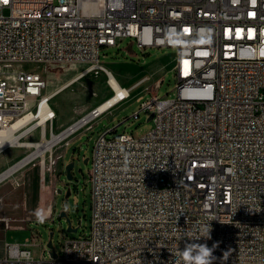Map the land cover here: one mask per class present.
<instances>
[{
	"label": "built area",
	"instance_id": "2783aa9c",
	"mask_svg": "<svg viewBox=\"0 0 264 264\" xmlns=\"http://www.w3.org/2000/svg\"><path fill=\"white\" fill-rule=\"evenodd\" d=\"M126 38L175 50L177 97L142 103L133 117L154 122L142 136L97 140L88 237H66L45 259L33 232L6 244L0 264H182L189 243L217 244L213 264H264V0H0V65L94 66ZM46 88L40 72H0V130L25 111L52 130L56 111L27 106H45Z\"/></svg>",
	"mask_w": 264,
	"mask_h": 264
},
{
	"label": "rangeland",
	"instance_id": "374dc122",
	"mask_svg": "<svg viewBox=\"0 0 264 264\" xmlns=\"http://www.w3.org/2000/svg\"><path fill=\"white\" fill-rule=\"evenodd\" d=\"M100 62L97 66L101 68L52 63L0 65V72L9 76L18 70L39 69L46 76L49 87L66 88L61 94L59 91L54 95L59 94L53 100L57 117L52 130L45 128L47 137L64 130L113 94L102 67L112 72L127 88L133 87L144 77L148 78L131 91L129 100L109 110L89 127L66 138L68 140L59 142L44 159L36 158L10 179L0 183V257L5 253L6 244H26L33 232L39 236L33 246L34 256L45 259L51 258L47 247L49 241H52L56 253L61 255L66 237H88L92 218L90 170L97 140L108 129H115L108 135L110 138L125 132L142 136L154 126L153 120H148L150 113L147 111H142L139 119L133 117L135 112L140 111L142 103L152 95L170 99L177 97L174 69L177 56L173 49L143 50L133 40L126 38L119 46L102 50ZM40 136L41 128L26 135L23 141H40ZM15 151L16 156L11 159L14 163L32 153L33 149L19 148ZM72 162L73 179L69 180L65 167ZM7 193H11L10 201L5 198ZM65 205L68 206L67 211ZM37 209L43 210L46 216L43 223L37 222ZM70 225L78 231H71ZM43 246L46 253L41 251Z\"/></svg>",
	"mask_w": 264,
	"mask_h": 264
},
{
	"label": "bare ground",
	"instance_id": "6f19581e",
	"mask_svg": "<svg viewBox=\"0 0 264 264\" xmlns=\"http://www.w3.org/2000/svg\"><path fill=\"white\" fill-rule=\"evenodd\" d=\"M94 66H96L95 68H101L97 66V64ZM102 69H104L108 76V85L113 91V94L107 99H105L102 103H100L94 110H96L100 114H105L111 109V107L114 105V102L118 100L119 96L124 94V90L126 88L121 85L120 81L112 72L108 71L104 67H102ZM27 106L32 107L34 109H40V113H49V111H54L51 105V99H45V106H41V101L39 99H27ZM92 111L93 110H91L89 113L69 125L64 130L55 134L51 133L49 137H47L45 131L46 127L43 125L44 118H41L36 121L34 117V111H25V113L23 114V118L18 119L8 129L0 130V150L4 149L7 146H20L33 149L32 153L25 156L13 166L9 167L2 174H0V181L11 176L24 166L30 164L36 158L41 157V159H44L45 155L48 152L51 153L54 147L59 142L63 141L66 138H69V136H71L75 131H77V126L79 127L78 129H81L83 126L89 123V118L91 117L90 115ZM33 121L35 122L29 128L25 129V126L28 123H32ZM38 126L39 128H41L40 141H23V138L28 134V132L32 131V129L34 128H38ZM22 128H24L25 130H21Z\"/></svg>",
	"mask_w": 264,
	"mask_h": 264
},
{
	"label": "clouds",
	"instance_id": "9594fccd",
	"mask_svg": "<svg viewBox=\"0 0 264 264\" xmlns=\"http://www.w3.org/2000/svg\"><path fill=\"white\" fill-rule=\"evenodd\" d=\"M68 210V206L65 205V211ZM37 222L43 223L46 216L43 210L37 209L35 212ZM210 226L206 230V234L202 237L204 239H211ZM217 244H213L209 247L206 243H189L179 251V256L182 259V264H213L216 257L213 255Z\"/></svg>",
	"mask_w": 264,
	"mask_h": 264
},
{
	"label": "crops",
	"instance_id": "0c3cea01",
	"mask_svg": "<svg viewBox=\"0 0 264 264\" xmlns=\"http://www.w3.org/2000/svg\"><path fill=\"white\" fill-rule=\"evenodd\" d=\"M73 65H80V64H73ZM34 71H37V72H40L41 74H42V72H41V70H39V69H36V70H34ZM44 77H45V79H46V76L44 75V74H42ZM47 80V79H46ZM124 87V86H123ZM64 87H61V88H59V89H54V88H52V87H49V84L47 83V88H46V90H45V93L46 94H48V95H51L52 96V99H51V105H52V107H54V105H53V100L56 98V97H58V95L59 94H61L65 89H63ZM127 88V87H126ZM60 91V93L59 94H57L56 96H54L57 92H59ZM113 92V91H112ZM103 101V100H102ZM99 104V103H98ZM24 139V138H23ZM39 141V140H38ZM16 147H18V148H16ZM10 148V149H9ZM19 148H28V147H20V146H7V147H5L4 149H2V150H0V174H2L4 171V169L6 168V167H8L9 165H11L12 163H14L15 161H13V162H11L12 160V158L14 157V156H16V151H15V149H19ZM19 153V152H18ZM25 157V156H24ZM23 157V158H24ZM22 159V158H21ZM20 159V160H21ZM19 161V160H18ZM17 161V162H18ZM11 162V163H10ZM16 162V163H17ZM7 164V165H6ZM15 164V163H14ZM13 164V165H14ZM6 165V166H5ZM12 165V166H13ZM5 166V167H4ZM27 166V165H26ZM11 167V166H10ZM25 167V166H24ZM22 169V168H21ZM20 169V170H21ZM7 170V169H6ZM5 170V171H6ZM3 171V172H2ZM19 171V170H18ZM17 171V172H18ZM17 172H15L14 174H16ZM14 174H12L11 176H13ZM11 176H9V177H7V178H9L10 179V177ZM7 178H5V179H3V180H1L0 181V183H2V182H4ZM12 192V191H11ZM5 198H7L9 201L11 200V193H7L6 195H5Z\"/></svg>",
	"mask_w": 264,
	"mask_h": 264
},
{
	"label": "water",
	"instance_id": "95a60500",
	"mask_svg": "<svg viewBox=\"0 0 264 264\" xmlns=\"http://www.w3.org/2000/svg\"><path fill=\"white\" fill-rule=\"evenodd\" d=\"M152 115L149 117V119L148 120H151L152 119ZM85 162L87 163L88 162V160H85ZM73 168H74V163L72 162V163H69L68 165H66V167H65V172H66V175H67V178L69 179V180H72L73 179V176H72V170H73ZM71 231H73V232H77L78 231V229H72V226L70 225V228H69ZM47 247H48V249H49V251H50V255H51V258H57V253H56V251H55V249H54V246H53V244H52V241H49L48 242V244H47Z\"/></svg>",
	"mask_w": 264,
	"mask_h": 264
}]
</instances>
